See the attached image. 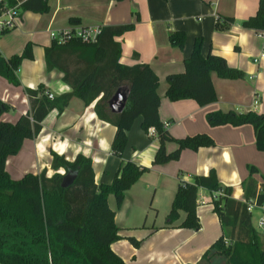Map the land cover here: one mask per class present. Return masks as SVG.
Instances as JSON below:
<instances>
[{"label":"crops","instance_id":"crops-1","mask_svg":"<svg viewBox=\"0 0 264 264\" xmlns=\"http://www.w3.org/2000/svg\"><path fill=\"white\" fill-rule=\"evenodd\" d=\"M259 0H49L48 13L22 11L20 24L0 35V54L5 58L21 55L27 44L32 45L33 58L24 59L18 70L21 86H14L0 75V101L11 109L0 114V120L15 123L30 111L26 88L44 85L46 92L60 96L71 92L59 69L48 70L45 49L52 44L51 32L76 26L134 25L133 29L115 41L121 44L119 62L126 66L148 64L159 78V116L175 138L207 134L215 145L197 150L184 149L180 158L153 165L158 141L142 127V117L135 119L127 131L128 144L123 157L112 152L116 127L97 116L92 103L74 97L60 114L52 110L42 122V130L33 139H26L18 152L6 161L11 178L20 179L27 173L40 174L46 170L51 177L52 152L73 161L78 154L92 160L97 185L111 184L123 161L131 160L149 168L126 192L124 202L117 206L114 195L108 202L115 210V222L124 237L141 240L134 247L127 239L111 245L126 264H227L224 256L210 246L223 235L221 221L214 212V193L200 188L197 215L200 229L168 227L167 217L181 180L191 182L194 176L216 172L222 186L231 187V197L246 202L243 183L255 169L253 178L258 192L264 183V151L256 148L252 125L230 124L211 126L206 115L214 111L253 110L264 113V31L245 28L242 23L257 13ZM219 17L233 18L228 30L216 29ZM71 19H75L71 22ZM171 31H182L186 39L182 49L169 42ZM202 39V53L224 57L228 64L246 73L244 79H223L215 73L212 82L217 101L200 106L193 99L171 101L166 97V78L182 73L184 62L191 55L194 42ZM126 97L127 90L119 89ZM114 95V96H115ZM113 96V97H114ZM112 97V98H113ZM121 109V110H122ZM109 111L114 112L110 106ZM178 148L174 142L166 144L168 152ZM63 173V171H60ZM251 209L252 224L258 231L264 249V229L258 221L263 214L256 204ZM257 214V222H254ZM185 213L180 212V224ZM152 219L151 226L146 222Z\"/></svg>","mask_w":264,"mask_h":264},{"label":"trees","instance_id":"trees-1","mask_svg":"<svg viewBox=\"0 0 264 264\" xmlns=\"http://www.w3.org/2000/svg\"><path fill=\"white\" fill-rule=\"evenodd\" d=\"M15 4V0H10ZM22 11L48 13L49 0H23ZM75 19H71L73 25ZM233 18L219 17L216 29L228 30ZM245 28L264 31V0H259L257 13L244 21ZM134 25L101 26L95 42L84 41L71 34L65 41L52 40L45 49L48 70L59 69L63 81L70 85L71 92L49 98L44 85L26 88L30 111L15 123L0 120V264H126L111 245L127 239L134 247L141 245L135 237H124L115 222V210L108 202L114 195L117 206L124 202L126 192L149 171L148 167L128 160L120 168L111 184L97 185L94 180L92 160L78 154L73 161L52 152L51 168L54 174L47 176L27 173L13 179L6 171V161L18 154L26 139L37 137L42 122L52 110L61 114L74 97L82 98L85 105L95 103L99 119L116 127L112 152L123 157L128 144L127 131L134 121L142 117L141 127L148 133L154 128L158 150L153 165L176 161L184 149L197 150L215 145L207 134L185 138L173 137L159 116L160 96L157 92L159 78L148 64L126 66L119 62L121 44L115 37L132 30ZM11 30L4 31L1 35ZM185 33L171 31L169 42L182 49ZM32 59V45L27 44L21 55L5 58L0 54V75L14 86H21L18 70L24 59ZM182 73L170 74L166 78V97L171 101L193 99L200 106L217 101L212 82L215 73L223 79H244L246 73L231 67L227 60L213 53H202V39L197 38L191 55L184 62ZM126 89L125 107L118 113L109 111V101L119 89ZM1 114L11 109L0 101ZM211 126L230 124L253 126L256 148L264 151V113L253 110L214 111L206 115ZM174 142L178 148L168 152L166 144ZM60 171H63L61 173ZM68 172H77L75 181L62 187V179ZM250 177L244 181L246 202L231 197L232 189L222 186L216 172L194 176L191 182L181 180L168 214V227L200 229L197 215L200 188L217 193L213 199L214 212L218 215L223 235L205 252L208 259L215 254L226 258L227 264H264V249L260 235L252 224L248 210L250 203L264 204V183L258 192V183ZM180 212L185 213L184 220Z\"/></svg>","mask_w":264,"mask_h":264},{"label":"built area","instance_id":"built-area-1","mask_svg":"<svg viewBox=\"0 0 264 264\" xmlns=\"http://www.w3.org/2000/svg\"><path fill=\"white\" fill-rule=\"evenodd\" d=\"M23 0H15V4H10V0H0V35L4 31L13 30L15 29L21 22L22 18V10L20 5L22 4ZM101 26H74L64 30H61L59 33L51 32L52 40H57L59 42L65 41L71 34L75 35L76 37L87 41V42H95L98 34L100 33ZM264 55V53H263ZM49 98H53V94L46 92ZM149 133L151 136H155L154 128L149 129ZM217 196V193H215ZM254 203H250L248 210L251 211ZM263 214L258 221V226L261 229H264V204L258 205Z\"/></svg>","mask_w":264,"mask_h":264},{"label":"water","instance_id":"water-1","mask_svg":"<svg viewBox=\"0 0 264 264\" xmlns=\"http://www.w3.org/2000/svg\"><path fill=\"white\" fill-rule=\"evenodd\" d=\"M125 101L126 97L122 96V93L118 92L111 100H110V106L114 109V112L118 113L121 111L123 104L119 107V102ZM117 105V106H115ZM0 114H1V108H0ZM77 177V172H68L62 179V187H68L71 185Z\"/></svg>","mask_w":264,"mask_h":264},{"label":"rangeland","instance_id":"rangeland-1","mask_svg":"<svg viewBox=\"0 0 264 264\" xmlns=\"http://www.w3.org/2000/svg\"><path fill=\"white\" fill-rule=\"evenodd\" d=\"M254 222L256 223L257 222V219H258V216H257V214H254ZM152 222H153V220L152 219H149L147 222H146V225L147 226H151V224H152Z\"/></svg>","mask_w":264,"mask_h":264}]
</instances>
